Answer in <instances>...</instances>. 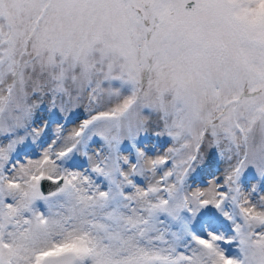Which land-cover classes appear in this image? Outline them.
Wrapping results in <instances>:
<instances>
[{
	"label": "snow or ice",
	"instance_id": "6c2138e0",
	"mask_svg": "<svg viewBox=\"0 0 264 264\" xmlns=\"http://www.w3.org/2000/svg\"><path fill=\"white\" fill-rule=\"evenodd\" d=\"M0 264H264V0H0Z\"/></svg>",
	"mask_w": 264,
	"mask_h": 264
}]
</instances>
